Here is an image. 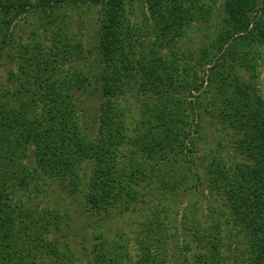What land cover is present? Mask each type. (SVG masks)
<instances>
[{
  "label": "trees",
  "instance_id": "16d2710c",
  "mask_svg": "<svg viewBox=\"0 0 264 264\" xmlns=\"http://www.w3.org/2000/svg\"><path fill=\"white\" fill-rule=\"evenodd\" d=\"M217 1L0 0V264H264V0H222L202 81L177 50ZM202 119L217 139L203 176L184 158ZM203 186L208 223L188 203L169 225L167 196ZM129 211L144 216L133 250L107 228ZM78 218L96 220L88 252Z\"/></svg>",
  "mask_w": 264,
  "mask_h": 264
},
{
  "label": "rangeland",
  "instance_id": "374dc122",
  "mask_svg": "<svg viewBox=\"0 0 264 264\" xmlns=\"http://www.w3.org/2000/svg\"><path fill=\"white\" fill-rule=\"evenodd\" d=\"M139 4V3H138ZM133 5L132 10L136 11L137 15L136 17L140 16L138 15L139 12H142V8L140 9V5ZM88 9V8H87ZM131 10V11H132ZM95 9L91 10L90 12L87 11L86 14L89 16L88 18L93 21L95 23L96 20V15ZM212 20L209 24H205V23H198L196 26H192L191 28H188L186 31V35L183 38V40L179 41L177 44V50L179 52V55L186 61H189L190 64L194 65V71L197 73V79H199L200 81H202L204 79L205 76V69L206 68H202L198 65V62L196 61L197 59V55L199 54L200 48L202 46H204L205 44L208 43L209 40L214 38V35L216 34L219 26L222 23V18H223V1L222 0H218L216 2V4L213 6V12H212ZM86 17V15H85ZM88 22H90L88 20ZM91 27V25H90ZM27 30L25 29L24 32L22 33V43H27ZM86 32H89V29L86 30ZM258 54L259 56L261 55L260 60L257 62L256 64V68H257V73H258V85H259V90L261 92V94L264 97V44H260L259 47L257 48ZM186 64L188 65V63L186 62ZM67 65H65L64 67H66ZM14 68V67H11ZM0 80H2L3 78H6L5 73H1L0 74ZM194 77V76H193ZM196 78V77H194ZM193 78V79H194ZM196 94V92H195ZM200 124L202 125V130L200 131V135L202 136L201 140H197V142L192 146L191 151L192 153H187V156L184 158L187 159H195L196 162L201 166L199 167V175L203 176L205 173V169H202V165H204V162H206V160L204 159V154L206 153V151L209 149L208 147L210 146L209 144H214V141H216V134H213V130L210 127V121L209 119H202L200 121ZM216 139V140H215ZM222 144L225 146V150L228 149V146H230V144L227 142V140H223L221 139ZM226 142L228 144H226ZM229 154H231L230 151H226ZM224 156L225 153H222ZM149 163V161L147 162ZM149 166V165H148ZM150 187V189H149ZM157 189L160 191V185H156L153 182L147 187V190L150 191V195L149 198L150 199H154V201H158L156 199H165V197H163L160 193L158 195H154L157 194L158 191ZM205 187H202V190L195 193L194 195H188V196H182V198L177 201V203L174 202V199L168 195L167 196V201H166V213L168 215V217H171V221L169 222V225H172L175 223V216L174 214L176 213V211H178V214H181V211L183 209V206L187 205L188 203L193 204L192 205V210H195V215L198 217L197 219L200 220V223L202 224H207L208 220L206 218V213H205V207H206V203H207V196H208V191L205 190ZM51 191V190H50ZM49 191V192H50ZM48 191L45 193L47 194ZM51 197L48 198L49 200H51V203H54V201H59L60 207L61 209L64 208V204H66L67 207L71 208L69 211L72 212V209L76 208L75 205H78V203L81 205L82 204V199L78 196H75V201H78V203H74V205L68 206V202L71 200L70 198H66L64 200V196L59 195V193L54 194L51 191ZM78 207L80 208V206L78 205ZM77 207V208H78ZM161 210V209H159ZM137 213H133V212H128L127 214L117 218L116 220L111 221L110 223H108L107 228L110 232V237H112L114 234H121L123 235L124 239H127L129 241V247L131 248V250L134 249L135 247V243L136 240H140V237L138 236V232H137V223L139 221H141L143 219L144 216H139V214ZM136 216H138V218H136ZM76 216H73V219ZM137 219V220H136ZM79 221V224H81L79 226L80 229V233L81 235L79 237H76L73 239L72 242V246H77V244L81 243L82 240H86L87 246V252L91 250L92 248V241H91V237H92V233L94 232L93 226L95 224V219H91V222L89 223V226L86 228V225L84 226V221L81 219L79 220V218L77 219V223ZM76 222V220H75ZM168 223V221H167ZM98 225V224H97ZM72 226H75V223H73ZM105 227H103L102 229H104ZM167 232L166 234L169 235V233H171V228L170 226L167 228ZM108 233V231L106 232ZM170 238H173L172 236H170ZM179 240H182V237L179 238ZM187 243L190 244L191 247L195 246L194 241L192 240V238L190 236H188V238H186ZM181 242H178V244H180ZM81 246V244H80ZM173 247H176V243L174 242V238H173V242L171 245H168L166 248L170 249V251H173ZM177 253V252H176ZM192 255V253L189 254V256ZM81 257H83L81 255ZM193 261V257L191 258ZM85 259H81V261H77L76 264H85Z\"/></svg>",
  "mask_w": 264,
  "mask_h": 264
}]
</instances>
